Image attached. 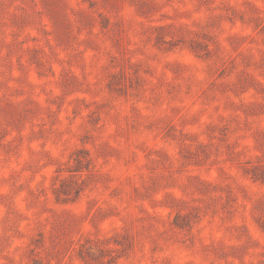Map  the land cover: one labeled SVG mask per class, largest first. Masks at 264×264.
Returning a JSON list of instances; mask_svg holds the SVG:
<instances>
[{"label":"rangeland","instance_id":"1","mask_svg":"<svg viewBox=\"0 0 264 264\" xmlns=\"http://www.w3.org/2000/svg\"><path fill=\"white\" fill-rule=\"evenodd\" d=\"M0 264H264V0H0Z\"/></svg>","mask_w":264,"mask_h":264}]
</instances>
